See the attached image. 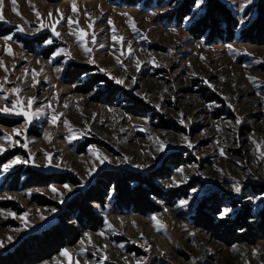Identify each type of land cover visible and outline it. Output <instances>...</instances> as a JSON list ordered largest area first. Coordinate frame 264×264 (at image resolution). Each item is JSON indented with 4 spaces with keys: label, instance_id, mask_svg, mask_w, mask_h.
<instances>
[{
    "label": "rangeland",
    "instance_id": "obj_1",
    "mask_svg": "<svg viewBox=\"0 0 264 264\" xmlns=\"http://www.w3.org/2000/svg\"><path fill=\"white\" fill-rule=\"evenodd\" d=\"M223 1L240 29L255 19L250 6L256 0ZM179 2L154 0L150 6L130 7L119 0H16L13 6L3 0L0 108H11L18 98L21 107L39 109L40 114L25 128L24 116L0 112L16 120V125L0 124L5 148L0 157L6 158L0 166V254L55 221L57 208L39 205L38 197L62 204L80 188L71 183L26 188L28 168L68 172L89 184L105 168L147 171L164 164L172 173L159 180L162 187H193L181 200L186 204L179 201L158 214L142 216L118 211L109 201L99 231H86L76 245L65 248L69 257L58 254L43 264H264L260 231L247 243L226 246L191 222L197 204L213 192L219 194L217 203L224 212L232 211L227 207L231 199L250 202L255 210L264 202V194L253 193L254 185L264 186V46L238 38L213 45L193 39L187 27L202 15L205 1L198 0L199 7L176 25L165 16ZM81 29L86 33L82 40L72 34ZM17 35L32 40L45 35L46 41L35 42L29 51ZM8 36L12 39L5 40ZM73 64L89 66L123 93L107 104L95 99L98 89L80 92L79 84L64 82ZM33 71L38 73L35 78ZM13 88L21 89L18 95ZM29 98L33 103L27 109ZM54 114L59 117L55 124ZM13 129L22 132L16 135ZM161 142L163 151L158 150ZM175 153L183 160L180 166L172 163ZM97 154L107 160L101 164ZM16 157L28 163L4 172L3 166ZM237 184L239 192L234 190Z\"/></svg>",
    "mask_w": 264,
    "mask_h": 264
},
{
    "label": "trees",
    "instance_id": "obj_2",
    "mask_svg": "<svg viewBox=\"0 0 264 264\" xmlns=\"http://www.w3.org/2000/svg\"><path fill=\"white\" fill-rule=\"evenodd\" d=\"M50 1L56 3L62 0ZM119 1L130 7L140 3L150 6L154 2V0ZM161 1L158 0L159 3ZM179 1L177 8L165 16L169 22L176 25H182L198 3V0ZM204 1L202 15L187 27V32L193 39L203 40L206 44L213 45L217 42L230 43L238 38L243 43L264 46V0H256L250 6V10L256 14L255 19L241 29L239 20L223 0ZM16 37H18L17 41L29 51H33L35 42L46 41L45 35L34 40L19 35ZM84 76H86L85 79H83ZM64 82L79 84L77 89L82 93H91L98 89L95 99L107 104H114L117 97L123 93V90L112 85L108 78L94 72L87 65H71L65 72ZM102 85L104 88H101ZM15 121L0 115L2 125H16ZM178 154L171 156L175 158ZM5 161L6 158L0 157V166ZM179 161L183 162L178 157L172 163L180 166L182 163ZM27 171L28 177L23 183L26 188L66 183L80 188L62 204L38 197L39 205L57 208L55 221L27 234L11 250L0 254V264H43L54 258L63 249L76 245L86 231L97 232L104 226L103 211L107 208L109 201L118 211H131L142 216H149L158 214L164 207H173L177 202L188 198L193 188L187 185L162 187L159 180L170 177L172 173V168L164 164L147 171L105 168L89 184H81L68 172L45 173L32 168H28ZM19 179L20 177L16 176L14 182L18 183ZM253 193L257 196L263 195L264 186L254 185ZM218 201L220 196L217 192L202 199L197 204L194 215L191 216V222L226 246L249 242L255 237V231L264 234V202L258 210H255L250 202H242L241 198H235L227 202V207L232 208V211L224 212L220 209Z\"/></svg>",
    "mask_w": 264,
    "mask_h": 264
},
{
    "label": "snow or ice",
    "instance_id": "obj_3",
    "mask_svg": "<svg viewBox=\"0 0 264 264\" xmlns=\"http://www.w3.org/2000/svg\"><path fill=\"white\" fill-rule=\"evenodd\" d=\"M249 2H250V0H249ZM11 3L13 4V6H15V5H16V0H11ZM197 7H199V5H197ZM2 8H3V0H0V20H4V16H3V14H2ZM72 9H73L74 12L76 11V5H75V3H73V5H72ZM13 11L16 12L17 15H20V13L16 11L15 7H13ZM57 11H59V10H57ZM36 15L39 17L40 13L37 12ZM51 15H52V13L50 12V13H49V16H51ZM57 22H59V21H57ZM68 22H69V24H71V23H73L74 21H72V19L69 17V18H68ZM112 23H113V22H112L111 20H109V24H112ZM241 23H243V21H241ZM42 27H44V25H42ZM89 27H92V25L90 24ZM133 28H135V25H134V24H133ZM20 30L22 31L23 29H20ZM113 31H115L114 28H113ZM53 32H54L57 36L60 35L58 32H55V27H54V26H53ZM72 34H76V35H78V38L81 39V40H82V39L84 38V36L86 35V33H85V31H84L83 29H81V30L79 31L78 34H77V33H72ZM4 39H5V40H11L12 37H11V36H8V37H5ZM113 39L116 40L117 37H116V36H113ZM120 39H123V38H120ZM48 43H52V41L49 40ZM100 46L103 47V45H100ZM229 47H231V45H229ZM7 51H8V53H9V55L12 54V49H11V47H8V48H7ZM85 51H86V52H90L91 49L85 48ZM90 62H93V63H94V61H90ZM117 62L119 63L120 61L118 60ZM0 67H3L2 62H0ZM137 68H139V62H137ZM5 71H7L6 68H5ZM36 75H38V73H36L35 71H33V73H32L33 78H35ZM5 79H7V78H5ZM113 79H115V81H116L117 84H121V83H123V80H121V79H116L115 77H113ZM33 86H34V85H33ZM11 91H12L13 93H16V94L18 95L19 92L21 91V89H19V88H13V89H11ZM32 103H33V98H29V99H28V102H27V109H30V108H31ZM20 105H21V101L17 98L16 100H14V101L12 102V104H11V108L5 106V107H3V108H0V112H3V113L14 112V113L17 114V115H22V116H24V117L26 118V121H27V123H26L25 126H24V127L26 128V127H27V124H29V123L32 122L33 117L38 116V115L40 114V110L37 109L36 112H31V111L26 110L24 107H21ZM65 107H67V105H65ZM58 119H59V117H58L57 115L54 114V115L52 116V123L55 124L56 121H57ZM239 122H240V121L237 120V123H239ZM65 123H67V121H65ZM13 132H14L16 135H20L21 132H22V130H21V129H13ZM3 138H4L6 141H12V137H11L10 135H5ZM45 138H46V139H49V140L51 139V137H50V135H49L48 133H45ZM73 138H75V134H73V136L69 137V139H73ZM12 143H15V141H12ZM24 146L26 147V145H24ZM189 146H191V145H189ZM158 150H160V151H163V150H164V144H163L162 142L160 143V146H159V149H158ZM4 151H5L4 146H3L2 144H0V153H3ZM222 154H223V153H222ZM262 155H264V153H262ZM97 158L99 159V161H100L101 164L104 163L105 160H107V157L102 156V155H100V154H97ZM21 163L26 164V163H28V161H26V160H21L20 157H16L15 159H13L12 161H10L9 163H7V164H5V165L3 166V171H4V172H7V171H8L10 168H12L13 166H15V165H17V164H21ZM138 167H139V166H138ZM181 171H182V170H181ZM64 187H65V188H68V185H64ZM70 190H71V189L69 188V191H70ZM234 190H235L236 192H239V191H240V186H239V184H237V185L234 186ZM52 191L55 192L56 189H55V188H52ZM5 198L11 199V197H5ZM181 203H182V204H186L187 201H181ZM53 211H55V210L53 209ZM8 215H13V216H14L15 214H14V213H8ZM27 215H28V214L25 213V214H24V217H20V219L23 220ZM42 218H43V217H42ZM153 219L155 220V217H153ZM17 231H19V229H17ZM86 235H87V234H86ZM100 235H103V233H100ZM11 240H12V237H8V241L11 242ZM81 243H83V241H82ZM89 243H91V239H90V237H89ZM0 247H3V243H0ZM82 251H83V249H82ZM60 255L63 256V257H66V258H67V257H69L70 253L68 252L67 249H64V250L61 251ZM103 259H107V257L105 256V257H103Z\"/></svg>",
    "mask_w": 264,
    "mask_h": 264
}]
</instances>
